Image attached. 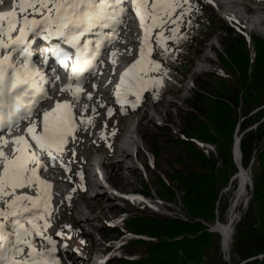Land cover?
I'll return each instance as SVG.
<instances>
[{"label": "snow or ice", "instance_id": "6c2138e0", "mask_svg": "<svg viewBox=\"0 0 264 264\" xmlns=\"http://www.w3.org/2000/svg\"><path fill=\"white\" fill-rule=\"evenodd\" d=\"M3 2L0 0V4ZM207 2L211 4L213 0ZM126 3L127 0H18L15 8L26 14L18 16L16 10L0 13V202L5 205L0 208V264H59L57 241L46 234L51 227L53 185L42 179L40 172L55 167L81 125L93 126V117L83 115L89 111L88 103H83L79 117L74 110L82 99H93L91 93L82 95L88 79L85 74L94 73L106 42L117 35L116 26L127 14ZM133 11L143 31L139 57L121 74L114 95L121 108L130 105L134 109L145 91L162 87L168 77L162 62L151 59L153 44L161 57L169 56L167 42L178 44L187 39L180 29L191 27V17L200 9L196 0H133ZM156 29L159 32L153 40ZM89 34L97 39H87ZM36 39L48 41L50 55L64 69L70 68L69 83L60 91L72 99L57 101L54 109L44 111L23 135L8 141L5 136L24 120H30L40 102L50 98L43 86L50 82L31 60L30 45ZM112 63L115 65L116 60ZM91 111L94 116L96 109ZM108 114H112L111 109ZM9 143L14 146L12 157L4 151ZM25 188L35 189L36 195L17 194L18 189ZM8 196L13 199H6Z\"/></svg>", "mask_w": 264, "mask_h": 264}, {"label": "rangeland", "instance_id": "374dc122", "mask_svg": "<svg viewBox=\"0 0 264 264\" xmlns=\"http://www.w3.org/2000/svg\"><path fill=\"white\" fill-rule=\"evenodd\" d=\"M238 1L243 3L247 10L257 13V15H245L240 6L235 7L239 13L237 16L229 15L226 10L227 8L222 7L219 1L213 0V3L210 4L207 0H196L197 4H208L212 13L215 15V19L231 26L239 35H254L258 39H263L264 24H258V20H264V0ZM130 8L133 13L128 12L123 17V23L116 26V29L119 30L117 34V38L119 37L118 42H122L110 43L117 51L116 58H118V60L124 58L130 61L131 65L139 57L143 31L140 27L138 18L134 14L133 6ZM16 10L20 15L26 14L20 13L18 8H16ZM0 13L3 12L0 11ZM255 20L256 22L252 24L251 22ZM157 32H159V29L153 31V40H155ZM13 35L15 36L16 33H13ZM165 35L167 36V32H165ZM222 36L223 34L221 32L216 31L213 35H210L206 43L204 42L199 56L195 60L193 67L190 68L189 74L183 77V88L180 91L182 94L166 95L160 88L155 90L150 89L142 94L141 102L134 109L130 105L121 108V106L115 102L114 95L121 74L128 69L130 65L121 63L117 68H113L110 74H103L101 68H98L96 65L94 73L85 74L88 79L84 85V92L82 95L91 93L93 99L92 101L82 99L81 104L78 105L74 111L76 116L79 117L82 114L80 109L83 103H88L89 111L83 113V115L85 117H93V126L81 125L80 129L75 133V140L69 139L63 155L55 162V167L50 166L46 170L48 173L54 170L56 173L55 179L62 178L67 180V182L62 185L65 192L63 197H61V195H51V227H49L46 232L47 235H51L53 239L57 241L56 257L59 259V264H107L116 254H121L116 245L117 243H119V246L122 245L124 239L107 238L106 232L104 231L107 227L113 229L118 227L119 223L122 221L121 211L128 213L129 217L143 215L159 216L169 219H174V213H186L179 195L172 201L159 197V192L162 190L156 185L157 180L155 176L159 175L160 177H165L167 173H172V168L186 171L178 162L180 158L184 161L186 158L182 147L174 144L172 138L157 134L154 126L161 127L165 125V118L170 116L176 121V124L170 126V130L173 134L178 135V110L184 108L183 101L190 97V91L193 88V80L196 76L215 72L229 80L235 79L233 75H230V73L223 69L216 56V51L218 52L220 50L218 44L219 37ZM123 37H126L127 40H124ZM31 46L35 47L41 56L45 54L47 57L50 56L47 41L36 39ZM175 46L176 43L174 42L168 43V47L171 51L176 49L174 48ZM247 46L250 54V61L253 63L255 53L249 38H247ZM64 47L67 46L64 45ZM159 51V48L153 44L151 59L161 61L162 66L165 67V63L162 60L163 57H161ZM171 56L177 59L176 55L172 53L167 56V62L170 61L169 59ZM56 64L59 66V61H56ZM45 65L44 63V66ZM60 66L62 67V65ZM50 71L46 74V78L48 79L49 76L54 78L53 84L59 85L58 87H60L59 81L62 80V85L70 75V68L67 70L64 69L65 73L62 72L65 74L66 79H63L65 77L61 72L59 75L56 74L57 69L52 68ZM46 75L44 73V76ZM151 75L157 76L158 74L151 73ZM57 77H59V79H57ZM106 82L109 83L105 87L104 84ZM113 85L115 88H113ZM43 86L45 87V85ZM154 91L158 94L154 95ZM47 92L48 96H51L56 90L53 89ZM106 92L107 94H104ZM70 99L72 98L69 96V98L67 97V99L61 102H71ZM130 99H134V97H130ZM43 101H41L39 106L35 109V114L31 119H26V122L30 124L34 121H38L44 111L52 110L55 107L54 100H51V102L47 100ZM101 105H103V107H101ZM92 108L96 109V114L94 116L91 111ZM108 109L112 110L110 116L108 114ZM136 111H139L138 114H135ZM20 127L25 130L27 129L25 126ZM37 130L39 132L40 128L38 127ZM236 133L237 128L234 133L233 141H235L236 138L240 139V135H236ZM155 135L159 137L158 147L161 149L158 160H155L149 152L151 148L149 143L151 136ZM128 137L131 138L129 146L126 144ZM132 140L134 142H132ZM120 144L123 148L128 147V149L132 151L134 149V155L128 159L123 158V155H120ZM134 145L138 147L134 148ZM201 148L207 153L216 152L211 145H201ZM136 151L137 154L135 155ZM8 152L7 150L6 153ZM61 161L63 166H61ZM51 163L52 162L49 161V164ZM91 163L93 164V168L90 167ZM146 167H150V170ZM87 168L90 175H93L95 171L99 176L97 179L93 178L92 182L94 184L87 180ZM65 169H70V171H66ZM238 171L237 168V172ZM246 174L248 179L252 181L253 173L251 169L247 170ZM237 175L238 174H236V176ZM233 178H235V175ZM233 178L228 187L222 192L224 198H228V206L223 220L219 219L220 213H217L216 220L213 221V223L207 224L210 227L218 222L222 224L227 223L230 216L233 220L241 218L244 211L247 209L242 208L243 205L247 204L246 207H248L251 201L252 187H250V189L248 188L246 193L244 192V196L238 200V192L240 190L239 181H235ZM42 179L44 178L42 177ZM144 185H147L151 195L150 197H144L140 194V192L146 193ZM19 193L35 196L36 190L28 188L22 190L18 189L17 194ZM10 197L8 196L7 199H13V197ZM68 197H71V199L69 200ZM129 197H138L139 199L132 200L129 199ZM0 205L3 207L5 206L3 202H1ZM237 221L238 219L236 222ZM203 225L205 226V224ZM60 232L64 234L62 237L57 235V233ZM130 236L132 235L128 234L126 237ZM82 237L85 239V243L88 239L93 241V253L88 252L86 245L81 241ZM232 243L233 239L231 240V245ZM37 248L39 250V244ZM224 258H226V255H224L220 249V255L212 256L210 261L204 262L203 264H228Z\"/></svg>", "mask_w": 264, "mask_h": 264}, {"label": "trees", "instance_id": "16d2710c", "mask_svg": "<svg viewBox=\"0 0 264 264\" xmlns=\"http://www.w3.org/2000/svg\"><path fill=\"white\" fill-rule=\"evenodd\" d=\"M198 6L200 11L191 17L192 26L180 29L187 39L176 43V49L170 52L177 59L171 56L167 62V57L162 58L168 77L160 90L166 95L182 94L183 77L189 74L204 42L216 31L223 34L216 56L235 79L215 72L196 76L190 97L183 101L184 108L178 110V135L170 130L176 124L170 116L165 118V125L154 126L157 134L172 138L174 144L182 147L186 158L178 160L186 171L172 168V173L165 177L155 176L156 185L162 190L159 197L172 201L179 195L192 220L210 224L217 213L223 220L228 198L222 192L237 174L232 157L237 128L241 166L253 173L252 196L235 226L230 263L264 264V38L241 36L231 26L217 21L208 4ZM247 38L255 53L253 63ZM158 138L151 136L149 142V152L155 160L161 152ZM201 145H211L216 152L207 153ZM144 187L146 193L140 194L150 197L147 185ZM120 214L122 221L118 227L104 230L107 238L124 239L118 247L121 254L107 264H203L220 255L219 234L210 233L201 222L185 223L159 216L129 217L124 211ZM128 234L132 236L126 237ZM84 244L93 253V241L88 239Z\"/></svg>", "mask_w": 264, "mask_h": 264}, {"label": "bare ground", "instance_id": "6f19581e", "mask_svg": "<svg viewBox=\"0 0 264 264\" xmlns=\"http://www.w3.org/2000/svg\"><path fill=\"white\" fill-rule=\"evenodd\" d=\"M216 1H219L220 2V5L222 6V7H225V8H227L226 10H227V12H228V14L230 15H238L239 13H238V11L235 9V7H238V6H240L241 7V9H242V11L245 13V15L247 14V15H257V13H253V12H250L249 10H247L246 8H245V6H244V4L243 3H241V2H239L238 0H216ZM16 2V1H15ZM246 17V16H245ZM247 18V17H246ZM256 22V20L255 21H252L251 23L253 24V23H255ZM258 24H264V20H258ZM118 31L119 30H117V34H118ZM119 38V37H118ZM118 38H117V35L111 40V42H118ZM123 39L124 40H127V38L126 37H123ZM122 41H119L118 43H121ZM47 43H48V46L50 47V43L47 41ZM54 43H59V42H56V41H54ZM32 52H33V54H32V56H35V55H37L38 54V50L37 49H35V47L32 49ZM113 53H117V51L113 48V46H111V43L110 44H108L107 42H106V47L102 50V52H101V54H100V57H99V59L96 61L97 62V66H98V68L100 67L101 68V72L104 74V73H107V74H110V72H111V70L113 69V68H117V66H120V64L121 63H123V64H126V65H130V61H128V60H126V59H124V58H121L120 60H118V58H116V56L115 57H113ZM113 59H115L116 60V64L115 65H113V63H112V60ZM56 61H58V59L57 58H55V57H53V56H46V59H45V61H44V63L46 64L45 66H44V73H45V75L50 71V69H52V68H55V69H57V75H59L60 74V72L62 73V72H64L65 73V71H64V69L59 65V66H57V64H56ZM51 72V71H50ZM64 73H62L63 75H64V77H65V74ZM54 74V73H53ZM68 74V73H67ZM42 75H43V73H42ZM45 77H47V75L45 76ZM53 79L54 78H52V77H48V81L50 82V83H48V84H46L45 85V87H46V90L47 91H51V90H53V89H55L56 90V92L55 93H52V95L51 96H49L50 98L49 99H47V101L48 102H51V100H54L55 101V103L57 102V101H62V100H64V99H67V97L69 98V96H70V94H68V93H61V91H60V89L61 88H63L64 86H65V84L67 85L68 83H69V78L67 77V79H66V77L65 78H63V79H66L65 81H64V83H62V85H61V81H59V83H60V87H58L59 85H57V84H53ZM111 79V78H110ZM114 82H115V80H114ZM108 83L109 82H106L105 84H104V86L106 87L107 85H108ZM114 84V83H113ZM117 84V83H116ZM115 84V85H116ZM114 86V85H113ZM117 86V85H116ZM113 88H115V86L113 87ZM145 92H147V91H145ZM104 94H107V92L106 93H104ZM71 97V96H70ZM69 100V99H68ZM71 100V99H70ZM44 102V101H43ZM54 109V108H53ZM20 126H25V127H28L29 126V123L28 122H26V120H24L21 124H20ZM24 128V127H23ZM38 131V130H37ZM25 133V130H23L22 129V127H19V128H16V129H13L10 133H8L6 136H5V139H7L8 141H11V140H13L15 137H17V136H20V135H23ZM128 139V141H127V146H129V144L131 143V138L130 137H128L127 138ZM235 141H237L236 143H238V141H239V138H236V140ZM132 142H134L133 140H132ZM13 146V145H12ZM7 147V146H6ZM14 147V146H13ZM138 146L137 145H134V148H137ZM136 150V149H135ZM9 152L8 153H6L9 157H12V155H13V148H10L9 150H8ZM120 155H123V158H125V159H128V158H130V157H132V155H134V149H133V151L132 150H129L128 149V147H125V148H122V149H120ZM234 160H235V162H236V164L239 166V171L237 172V177L235 178V181L237 180V181H239V192H238V200L240 199V198H242L243 196H244V186L249 182V179H248V176H247V174H246V171L243 169V167L242 166H240V162H239V158H238V156H235L234 157ZM90 167H92L93 168V164L91 163L90 164ZM94 178H99V176H98V174L97 173H95V171H94ZM40 176H41V178L43 177L46 181H48V182H50L52 185H53V187H52V189L50 190V192H51V195H54V196H57V195H61V197H63L64 195H65V192H64V190H63V188H62V185L63 184H65L66 182H67V180H65V179H62V178H59V179H55V176H56V173H55V171L54 170H52L51 172H46V171H44V170H42L41 172H40ZM99 180V179H98ZM100 181V180H99ZM22 190V189H21ZM20 191V190H19ZM25 191V190H24ZM20 194V193H19ZM22 194V193H21ZM25 194V193H24ZM10 197V196H9ZM11 198V197H10ZM6 199H7V197H6ZM1 203V202H0ZM237 203V202H236ZM5 207V206H4ZM2 205H0V208H4ZM232 212V211H231ZM233 214V213H232ZM231 215V214H230ZM233 223V218L230 216V218H228V221H227V223H225V224H222V223H220V222H218V223H216V224H214L212 227H215L216 226V230L218 231V232H220L221 233V235L223 236V239H224V241H223V252H224V255H227V251H229L230 250V248H231V231H232V226H231V224Z\"/></svg>", "mask_w": 264, "mask_h": 264}, {"label": "built area", "instance_id": "2783aa9c", "mask_svg": "<svg viewBox=\"0 0 264 264\" xmlns=\"http://www.w3.org/2000/svg\"><path fill=\"white\" fill-rule=\"evenodd\" d=\"M175 217H174V219H176V220H179V221H182V222H185V223H193V222H201V224H205V223H203L202 221H198V220H192L190 217H189V215H187L186 213H184V212H182V213H174L173 214ZM205 226H207L208 228H209V232L210 233H213L212 232V228L213 227H210L209 225H207V224H205ZM227 257L229 258V260H230V253L227 255Z\"/></svg>", "mask_w": 264, "mask_h": 264}, {"label": "clouds", "instance_id": "9594fccd", "mask_svg": "<svg viewBox=\"0 0 264 264\" xmlns=\"http://www.w3.org/2000/svg\"><path fill=\"white\" fill-rule=\"evenodd\" d=\"M237 142V141H236ZM234 143H235V141H234ZM233 147H239L237 144H234L233 145ZM240 149V148H239ZM232 156H233V160H234V157L236 156L235 155V152H233V150H232ZM235 161V160H234ZM235 164H236V162H235ZM236 166L239 168V166L236 164ZM240 166H241V160H240ZM245 171H247V170H245ZM237 176H236V174H235V178H236ZM235 178H233V180H235ZM232 180V181H233ZM248 184H249V186H247V188H246V191L248 190V188L250 189V187H252V181H250L249 180V182H248ZM247 206V204L246 205H243V207L242 208H247L246 207ZM238 219V221L236 222V220ZM237 219H234L233 220V223L231 224V226H232V231H231V239H232V237H233V235H234V231H235V226L237 225V223L240 221V219L241 218H237Z\"/></svg>", "mask_w": 264, "mask_h": 264}, {"label": "water", "instance_id": "95a60500", "mask_svg": "<svg viewBox=\"0 0 264 264\" xmlns=\"http://www.w3.org/2000/svg\"><path fill=\"white\" fill-rule=\"evenodd\" d=\"M233 152H235V155L238 156V158H239V162H240V160H241V153H240V149H239V147H236V148L233 147ZM212 232H213V233H217V234H219V236H220V238H221V252L224 253V252H223V241H224L223 236L221 235L220 232H218V231L216 230V226L212 228ZM229 253H230V250L227 251V255H228ZM227 255H226V258H224V260H225L228 264H231L229 258L227 257Z\"/></svg>", "mask_w": 264, "mask_h": 264}]
</instances>
